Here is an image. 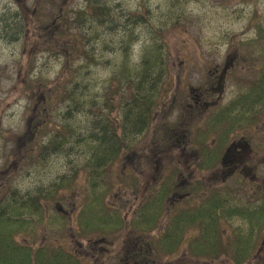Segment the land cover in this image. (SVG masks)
I'll list each match as a JSON object with an SVG mask.
<instances>
[{"label": "rangeland", "instance_id": "374dc122", "mask_svg": "<svg viewBox=\"0 0 264 264\" xmlns=\"http://www.w3.org/2000/svg\"><path fill=\"white\" fill-rule=\"evenodd\" d=\"M116 1L125 3L127 12H131L138 2V0ZM139 2L140 4L148 3V10L143 11V18H147L151 14L155 15L154 28L147 30L152 33H147L149 37L155 36L158 30L171 32L174 25L172 18H180L177 23L178 27L173 33L159 42L162 44L163 52L168 55L169 67L171 66L164 79V82H168L167 85L170 86L164 85L165 88L161 87L160 90L164 91L162 94L164 99L169 97L167 103L173 96L172 91H174L178 75L184 81L192 84H198L202 80L207 81L208 72L215 67H222L226 57L234 51L238 52L239 62L226 79L220 105L234 98L237 93L244 91L251 84L254 80L253 76L258 73H250L254 66H257L258 70L260 67L262 68V60L259 61L258 53L255 51L259 45L248 41L254 37V32L250 29L253 28L254 18L264 16V0H182L185 5L181 9H176L178 14L174 11L165 12L164 0H139ZM86 6L85 0H0V134H3L0 136V171L8 170L9 173L6 177L0 176V184L2 181L10 190L17 189L22 193L30 192V196L32 193L39 196L40 194L48 195L52 193V188L56 185L57 190L60 188L59 195L63 197V201L59 204H54L52 199L50 201L53 207V210H50L52 220L50 226L40 225L36 228L31 240L27 239L28 235H22L18 238L19 242L37 246L43 243L50 247H62L79 255L81 264H120V261L125 258V238L120 229L116 228L106 237L96 236L97 240L105 239L108 244L97 242V245H94L95 249L93 250L96 251L94 254L88 253L90 249L87 246V239H82L80 235L76 236L78 215L85 200L91 197L87 183L88 171L84 167V163L92 154L90 146L95 143L80 141L74 149L58 154H54L51 147L42 151L43 143H47V139L40 142L37 140L34 144L27 143L31 132L26 129V125L33 115L34 108L40 114L38 122L43 123L40 134H48L51 137L53 133L56 134L54 127L56 128V125L59 124L60 115L65 114L64 107L57 104L54 98L57 92L56 86L61 84V88L65 92L71 91L73 89L72 80L76 76L66 74L64 70L67 62L68 64L73 62L70 56L67 61L63 54L65 43L69 46V50L71 48V37L59 34L58 30L63 29L69 32L73 30V26L67 22L57 26L55 21L59 19L58 12L60 10L64 11L65 18L69 20L73 10H84ZM116 11L119 12L118 9ZM39 20H43L44 27L40 28ZM8 21L10 27L4 30ZM233 43L237 44L236 48H233ZM243 43L245 44L242 45ZM89 47V45L83 44V48H80L79 51H81L76 55L77 61L72 63L73 66L83 61L82 52ZM5 48L11 49V58H5ZM111 56V53L103 55L105 59H111ZM132 62L135 61L132 60ZM57 65L58 67H56ZM106 68L89 65L83 68V72L88 75V78H80V80L98 85L95 91L98 92L99 99L107 93L105 92L106 80L110 78V70H106ZM67 70L68 72L71 70L70 65ZM115 95L114 103L122 102L125 93L122 91ZM49 96H52L50 104ZM166 113L164 110L161 112L158 109L149 131L137 137L136 143L140 142L142 145L139 151L137 149L134 152L141 154L142 148L148 146L146 150L151 155L148 162L149 170L143 167L145 171L141 175L142 182L139 181L138 176L134 179L137 175L131 166L132 153L134 152H131V147H128L129 145L124 142H121V146L127 153V157L121 161V158L117 160L114 158L115 156H109V162L105 166L106 171L103 169L106 178L98 182L96 188L98 193L108 190L102 195L106 205L110 208L112 206L119 208L126 219H129L131 215L130 207L134 196L130 193L134 189L132 187L134 180L141 184L137 196L139 200L142 198L143 191L147 194L151 191L154 195L159 194L158 191L151 190L150 187L146 189L148 182H145L148 181L149 176L145 174H149L151 170H160V162L152 169L155 157L163 153L150 151L154 141L153 132L159 133L163 121L167 123L180 121L181 115L177 114L171 117ZM183 117L184 120L190 119L186 114ZM82 118L84 119V116ZM86 131L87 129H85ZM243 133L246 132L238 130L232 136L239 138L244 136ZM191 135L188 134L189 138ZM16 139L30 146L38 143L36 147L40 151L35 153L38 157L31 154L25 147L21 159L20 156L15 158L10 156L8 151L15 149ZM70 143H73L72 140ZM66 146L69 145L65 141L63 147ZM26 151L28 152L26 153ZM171 155L174 159V152ZM137 157L135 155L133 160ZM145 157L146 155L143 158ZM14 162H17L15 163L17 167ZM135 165L137 164L135 163ZM132 170L136 175L132 177L131 186H127L126 182L129 180H125L124 172ZM61 177H64V180H61ZM248 184H252L254 188L263 189L264 179L260 176L255 181L247 182L241 177H232L225 188L229 191H237L246 188ZM261 193L263 194L264 191ZM250 194L252 193L232 195L230 202L238 209L244 210L249 206ZM261 196V194L254 193L255 198ZM62 209L66 211V214H60L59 210L62 211ZM222 222L223 220L221 224L228 237L229 227L226 225L235 226L243 221L232 219ZM243 223L245 227L242 228L245 229L248 225V235L255 239L253 248V242L246 238L232 237L224 249L213 248V242L210 240L205 248L200 245L202 255L197 254L192 257L194 260H185V254H177L173 257L159 254L158 258H153L152 264H228L227 257L218 256L213 261L208 254H229L231 250L237 251L238 249H241L242 254L257 255L255 253L261 252L264 246V234L260 223L249 218ZM198 232L197 227L189 226L187 238L193 234L198 235ZM24 238L26 239L24 240ZM197 245L198 243L195 241L193 246ZM189 255L192 254H187V256ZM255 263L253 258L251 264Z\"/></svg>", "mask_w": 264, "mask_h": 264}, {"label": "trees", "instance_id": "16d2710c", "mask_svg": "<svg viewBox=\"0 0 264 264\" xmlns=\"http://www.w3.org/2000/svg\"><path fill=\"white\" fill-rule=\"evenodd\" d=\"M86 8L84 10L72 11L71 18L67 20L65 13L59 16L55 21L56 25H63L67 22L73 26V30H58V33L66 37H71V48L65 43L64 56L69 61H77L76 55L83 44L89 45V48L82 52V62L73 66L71 62L65 65L66 74L76 76L72 80L71 91H64L61 84L56 86V96L54 98L57 104L65 109V114L60 115L59 124L54 127L56 134L52 137L48 134L41 135L43 123L39 122L36 137L47 139L42 151L51 147L54 154L61 152L67 153L74 149L80 141L94 142L91 145L92 154L85 160L84 167L88 171V177L94 184L104 177L103 169L109 162V156H116L121 153L124 142L132 147L139 135H143L150 129L151 121L154 118L159 98L161 97V87L168 69L166 52H163L162 44H159L163 38L168 37L178 27L180 18H172L174 21L171 32L155 31V36L150 37L151 43L142 49L138 62H132L130 46L131 42L138 38L136 29L152 34L147 30L154 28L155 15H149L143 18V11L148 10V3L140 4L139 0L131 13L124 11L123 3H117L115 0H85ZM115 2L117 4H115ZM165 12L181 9L185 4L182 0H164ZM118 9L119 12L116 10ZM93 10V13L91 11ZM40 28L44 27L43 20L38 21ZM255 36L249 40V43H256L259 46L255 48L258 53L259 61L262 60L263 66L258 70L257 66L253 68L257 75L248 87L245 94L240 95L241 111L250 114L264 111V16L255 17L253 22ZM9 21L5 29H9ZM123 34V35H122ZM126 37V38H124ZM237 46L236 43H233ZM111 53V59H105L104 54ZM81 54V53H80ZM84 58V59H83ZM68 65L71 70L68 72ZM92 65L96 68L110 70V78L106 80V94L98 98L97 84L80 80L88 78L83 72V68ZM120 85H119V84ZM117 85V87H115ZM124 91L125 96L122 102H115V94ZM52 96H49V104ZM47 103V101H45ZM46 110V109H45ZM84 116V119L82 118ZM46 121V120H45ZM85 129L87 131L85 132ZM72 140L73 143H70ZM67 142L70 146L63 147ZM75 145V146H74ZM72 146V147H71ZM49 154L51 152L49 151ZM64 180V177H61ZM96 185L93 187L95 188ZM60 189V188H59ZM56 185L52 188V193L32 194L23 198H12L6 200L8 207H0V264H81L76 255L61 247L49 250L47 247H41L39 250L32 251L15 242L13 233H16L21 223L31 226L34 222L24 219L29 216L39 221L44 220L42 202L62 200L60 190ZM39 191V190H38ZM101 194L91 190V205L87 212L79 215V224L83 225L81 229L88 233L94 229H99V223L106 224L102 208L100 207ZM7 213V217L5 216ZM102 215V218L99 216ZM264 214V213H263ZM215 215V213H214ZM252 216L257 217L253 212ZM115 221L119 217L115 215ZM179 225V224H178ZM104 226V225H103ZM176 229V222H175ZM169 236L167 235L166 238ZM176 243L170 242L168 247ZM202 255V254H200ZM215 258L219 254H212ZM250 254H233L232 264H244L249 259ZM258 264H264V254L257 259Z\"/></svg>", "mask_w": 264, "mask_h": 264}, {"label": "flooded vegetation", "instance_id": "af4514ba", "mask_svg": "<svg viewBox=\"0 0 264 264\" xmlns=\"http://www.w3.org/2000/svg\"><path fill=\"white\" fill-rule=\"evenodd\" d=\"M210 77L207 82L197 87V91L183 92V99L177 101L178 105L182 107V115L180 121L177 122V127L173 128L171 137L167 140L169 144L165 148V154L161 155L160 158L155 157V163L160 162L162 169L161 175L165 178L163 184L170 185V208L166 207V214L171 215L172 212L176 211L178 215H184V213L190 211L199 210L200 201L205 205V201L213 193L218 183V176L220 175L219 186L230 179L235 173H249L253 169L259 167L258 151H254V155H245V151L239 150L233 144H228L230 148L222 147L223 143L220 142L219 148L221 152L220 164L212 169L205 170V166L208 162H212L214 159V153L216 149L214 147L215 142L206 144L204 139L185 140V131L179 130L189 126L195 122V119L203 117L206 111L207 99L209 98V91L214 87ZM193 88H190V90ZM174 103V101H172ZM168 111L172 108L170 103L167 107ZM186 114L190 119L184 120L183 115ZM193 121V122H192ZM211 119L204 121V126L207 127L211 124ZM190 144V145H189ZM170 152H176L175 160L172 159ZM135 155L132 156L134 158ZM170 157V158H168ZM174 160V161H173ZM173 164V165H170ZM156 173L158 171H155ZM174 172V174H172ZM174 175V182H169L168 176ZM252 178H257L256 175H252ZM156 182V180H154ZM203 187L202 195L200 198L197 196L199 188ZM167 199V200H168ZM137 254H148L150 253L149 245L142 240L133 241V251Z\"/></svg>", "mask_w": 264, "mask_h": 264}, {"label": "clouds", "instance_id": "9594fccd", "mask_svg": "<svg viewBox=\"0 0 264 264\" xmlns=\"http://www.w3.org/2000/svg\"><path fill=\"white\" fill-rule=\"evenodd\" d=\"M136 32L138 38L131 42L130 51H131V59L135 62H138L140 59V54L142 53V49L146 45H149L151 43V39L146 32L142 31L141 28H137ZM4 54H5V58H11V49L5 48ZM56 67H58V65Z\"/></svg>", "mask_w": 264, "mask_h": 264}, {"label": "water", "instance_id": "95a60500", "mask_svg": "<svg viewBox=\"0 0 264 264\" xmlns=\"http://www.w3.org/2000/svg\"><path fill=\"white\" fill-rule=\"evenodd\" d=\"M231 62L230 59L226 62L224 70H227L231 66Z\"/></svg>", "mask_w": 264, "mask_h": 264}]
</instances>
